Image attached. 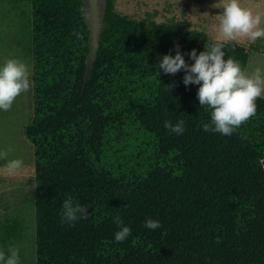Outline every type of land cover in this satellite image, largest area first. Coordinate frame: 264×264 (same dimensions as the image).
I'll use <instances>...</instances> for the list:
<instances>
[{"label": "trees", "instance_id": "1", "mask_svg": "<svg viewBox=\"0 0 264 264\" xmlns=\"http://www.w3.org/2000/svg\"><path fill=\"white\" fill-rule=\"evenodd\" d=\"M83 0H31L33 118L23 128L35 152L36 264H264V97L256 114L231 135L205 132L211 110L201 107L199 85L185 72L166 74L164 55L187 64L222 44L224 59L239 62L248 47L211 39L206 31L176 20L130 18L105 0L104 26L86 78L89 28ZM79 33L81 38L73 35ZM144 102L134 119L155 133L162 152L176 150L178 170L154 165L125 178L97 167L106 134L122 122L121 99L141 83ZM117 105V106H116ZM185 121L177 135L166 129ZM86 206L87 219L62 223L63 202ZM120 217L123 225L114 222ZM161 228H146V219ZM127 226L123 242L115 233ZM22 223L0 227V243Z\"/></svg>", "mask_w": 264, "mask_h": 264}, {"label": "rangeland", "instance_id": "2", "mask_svg": "<svg viewBox=\"0 0 264 264\" xmlns=\"http://www.w3.org/2000/svg\"><path fill=\"white\" fill-rule=\"evenodd\" d=\"M229 0H115L116 10L130 18L151 17L156 21L176 20L192 28L207 32L211 39L230 40L220 31L223 7ZM242 8L253 16L259 15L260 29H264V0H238ZM31 0H0V66L15 58L29 66L30 90L21 93L8 111L0 110V151L11 147L8 160L22 159L23 165L10 173L7 160H0V227L13 218L22 223L12 237L0 243L5 255L10 248L19 249V264H36L35 256V148L24 134L23 128L33 118V61L31 56ZM245 44L250 52L244 73L251 76L260 70L264 80V36L252 41L247 36L231 39ZM141 83L130 90L129 99H121L122 122L115 123L106 134L103 150L94 163L116 175L131 178L143 176L154 166H171L178 170L176 150L162 152L155 133L146 131L134 119L136 102L147 97ZM264 97V84L261 85ZM4 187V188H2ZM30 189V190H29ZM2 264V262H0Z\"/></svg>", "mask_w": 264, "mask_h": 264}, {"label": "clouds", "instance_id": "3", "mask_svg": "<svg viewBox=\"0 0 264 264\" xmlns=\"http://www.w3.org/2000/svg\"><path fill=\"white\" fill-rule=\"evenodd\" d=\"M220 31L227 39H235L237 36H247L252 41L264 36V29H260L261 18L259 15L253 16L248 9L242 8L238 0H229L223 7ZM73 35L81 38L79 33ZM176 54L164 55L160 64V69L166 74H176L183 70L185 75L183 83L197 84V98L201 107L211 110L210 123H203L202 129L205 132H216L222 135H231L257 111L256 99L261 96L264 80L261 79L260 70L257 69L251 76L242 72L238 61L229 57L224 59L225 53L222 44H213L205 47L197 55L192 49L188 55L194 61L189 65L184 60L176 46ZM29 66L15 58L7 59L0 66V110L8 111L14 100L30 90ZM166 129L177 135L185 131V121L178 120L175 125L171 121L165 120ZM13 149L0 151V160H7L6 168L10 173L15 172L23 165L22 159L8 160V154ZM39 182L33 180L30 188L34 190ZM30 190V189H29ZM88 208L84 205L75 204L70 198L63 202L62 223L74 224L78 219H87ZM117 226L123 225L120 217L114 221ZM146 228L156 230L162 225L158 220L146 219ZM131 234V229L127 226L120 227L115 233V241L123 242ZM0 262L2 264H19V249L10 248L5 255L0 252Z\"/></svg>", "mask_w": 264, "mask_h": 264}, {"label": "water", "instance_id": "4", "mask_svg": "<svg viewBox=\"0 0 264 264\" xmlns=\"http://www.w3.org/2000/svg\"><path fill=\"white\" fill-rule=\"evenodd\" d=\"M86 17L85 21L89 28V52L86 56L87 78L92 70L96 54L99 48V40L104 26L105 0H83Z\"/></svg>", "mask_w": 264, "mask_h": 264}, {"label": "crops", "instance_id": "5", "mask_svg": "<svg viewBox=\"0 0 264 264\" xmlns=\"http://www.w3.org/2000/svg\"><path fill=\"white\" fill-rule=\"evenodd\" d=\"M2 188H4V187H2ZM0 192H1V188H0Z\"/></svg>", "mask_w": 264, "mask_h": 264}]
</instances>
